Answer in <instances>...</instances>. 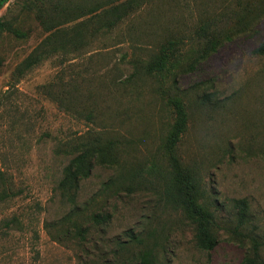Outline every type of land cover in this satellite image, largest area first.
Segmentation results:
<instances>
[{"label": "rangeland", "instance_id": "1", "mask_svg": "<svg viewBox=\"0 0 264 264\" xmlns=\"http://www.w3.org/2000/svg\"><path fill=\"white\" fill-rule=\"evenodd\" d=\"M15 1L0 16L8 8L16 15ZM178 1L140 11L80 54L62 62L53 55L23 76L16 66L46 33L25 12L15 25L27 37L2 36L0 170L20 193L0 203V264H131L145 250L159 264H241L248 247L233 235L232 200L248 202L245 229H264V57L253 53L264 40V16L178 78L189 117L178 153L200 172L220 227L217 245L207 251L195 245L192 225L163 193L160 144L173 114L143 71L165 38L179 35L182 51L189 46L196 10L191 0ZM54 93L65 98L57 102ZM89 135L116 138L123 166L95 165L80 181L77 213L109 214L102 224L75 217L84 226L80 236L67 216L72 205L57 190L67 158L54 149ZM129 230L139 239L130 240Z\"/></svg>", "mask_w": 264, "mask_h": 264}, {"label": "trees", "instance_id": "2", "mask_svg": "<svg viewBox=\"0 0 264 264\" xmlns=\"http://www.w3.org/2000/svg\"><path fill=\"white\" fill-rule=\"evenodd\" d=\"M174 1V3H173ZM9 0H0L2 8ZM195 8L196 21L191 28L189 46L182 51L185 41L182 36L173 35L160 42L157 50L143 64L146 76L153 79L155 90L165 105L171 108L172 122L161 140L160 149L166 161V179L163 193L168 202L180 209L185 219L192 225L195 245L202 250H211L218 243L219 224L212 202L205 198L200 172L181 160L178 146L187 131L188 112L183 103L178 78L195 70L225 43L246 34L264 16V0H191ZM17 14L8 8L0 16V40L4 34L16 38H26L27 31L15 25L21 13H30L46 33L30 53L16 66V74L23 76L37 64L53 55L60 56V62L70 54H80L83 47L92 43L101 33L106 34L114 27L125 23L140 11H151L154 7L179 5L178 0H17L14 2ZM172 4V5H169ZM213 4L210 6V4ZM231 4L233 6L231 7ZM182 7V6H181ZM209 8H211L209 10ZM213 8H215L213 10ZM68 24L69 27L65 28ZM88 25L91 26L88 29ZM264 57V40L253 50ZM3 61L0 57V66ZM71 96L69 91L63 92ZM57 102L65 96L53 94ZM119 141L114 137L102 139L89 135L86 138L70 139L58 143L54 149L57 156L67 158L57 190L64 200L72 205V227L77 234H84L81 220L102 224L109 220V214H78L76 194L81 180L91 174L95 165L116 166L121 170ZM151 167H154L151 166ZM12 181L0 170V203L19 195ZM237 208L234 237L248 247L241 264H264L260 251L264 247V229L256 233L245 229L250 224L248 202L245 198L233 199ZM217 207V206H216ZM77 217L81 219H74ZM18 223L17 217L10 219ZM70 231H66L68 233ZM130 240L139 239L132 230L127 232ZM131 264H159L150 250L139 253Z\"/></svg>", "mask_w": 264, "mask_h": 264}]
</instances>
